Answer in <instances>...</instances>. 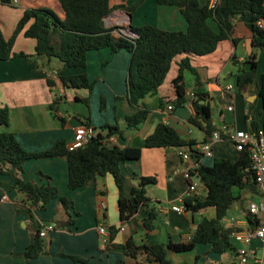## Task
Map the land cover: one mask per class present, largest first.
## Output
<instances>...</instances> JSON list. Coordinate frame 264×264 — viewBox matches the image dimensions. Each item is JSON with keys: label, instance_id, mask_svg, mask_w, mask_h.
<instances>
[{"label": "crops", "instance_id": "0c3cea01", "mask_svg": "<svg viewBox=\"0 0 264 264\" xmlns=\"http://www.w3.org/2000/svg\"><path fill=\"white\" fill-rule=\"evenodd\" d=\"M137 1L125 0L123 4L128 8ZM205 1L201 0L202 3ZM109 4L112 11L104 18L103 25L106 29H114L112 35L115 38L122 36L124 31L143 25L171 32H185L187 28L178 8L158 5L155 0H144L132 12L128 9L115 8L122 4L121 0H109ZM39 8L51 9L64 20L63 11L57 0H20L17 6L0 1V30L4 39L12 37L26 9ZM233 23L232 38L236 39L237 43L232 40L223 41L210 55L190 57L191 66L197 72L199 83L190 71L183 74L187 88L186 98L191 93L205 95L206 101L203 103L209 105L211 109L214 132L220 131L223 126L242 131L249 130L246 115L249 106L254 102L258 103L252 114L257 121L260 118L261 107L260 101H257L255 86L239 91L234 82L237 71L251 55L256 57L258 75L264 73V49L252 48L251 34L239 18L234 19ZM29 25L16 36L12 49L14 54L34 55L36 41L24 36ZM210 26L215 29L212 22ZM184 57L175 58L157 93L140 101L141 108L150 110L147 121L138 130L127 131L124 139L117 138L109 143L120 148L142 150L139 160L121 165V172L126 178L134 179V184L137 185L139 177L156 179V183L147 185L145 190L146 197L158 212L157 229L146 233L142 225L144 213L139 210L121 230L118 193L111 175L100 176L87 186L70 190L67 187L66 158L28 161L21 175L24 182L35 183L38 186H54L60 195L69 201L67 210L57 199L49 202L44 211L37 213L35 221L37 228L41 230L43 226L49 224L54 229L44 240L45 251L32 260L31 264H137L138 261H143V255H139L138 260H135L126 256L120 249L110 248L108 245L124 244L128 239L136 244L149 245L168 241L186 243L191 239L201 219L214 218L213 209L194 214L187 211L179 214L171 210H161L163 206L181 203L185 198L188 183L182 176L183 164L179 153L188 151L189 148H145L146 138L153 133L159 123L170 125L183 140L193 141L195 144L204 142L206 138L203 131L189 124L190 115L187 109L175 108L172 102L175 99L172 80L176 77L178 64ZM129 59V53L124 50L111 54L109 49H101L89 53L84 70L63 68L58 60L44 56L16 57L0 61V107L8 110V130L15 134L24 150L40 153L49 150L57 142L70 144L76 132L86 127L85 123L89 124V129L93 133L107 124H117L121 129H125L126 117L135 112L126 100L125 79ZM52 72L56 74L48 78V74ZM81 72H84L94 84L90 94L86 90H69V87H64L59 80V76ZM48 79L53 82L52 87L48 86ZM229 84L234 85L232 92L226 91ZM56 96L59 97V102L53 111L50 106ZM101 96L106 99L104 111H100ZM76 97H89L90 102L85 105L76 101ZM168 105L173 107L171 111L167 110ZM230 106L232 110H228ZM68 109H71V114ZM223 138L213 143L211 156L201 158V166L210 167L213 159L218 157L230 161L237 159L239 152L232 142L225 136ZM40 174L45 177H41ZM134 184L131 186H137ZM12 185V180L0 173V264H26L24 258L15 257L14 254H21L28 248L32 227L28 217L16 210L27 206L26 197L12 189ZM199 192L201 195L205 194L201 185ZM3 196L6 197L5 200H2ZM256 196L257 193L242 191L240 198L228 212L229 221L231 218L244 219L247 215L245 203L257 200ZM101 204L105 206L104 209L101 208ZM70 221L71 231L65 225ZM99 226H104L108 232L110 227L117 229L111 240L109 234L107 245L97 233ZM234 244V249L224 254L213 253L210 245H196L191 252H169L168 257L174 264H235L232 256L239 245ZM60 254L78 257L86 262H75Z\"/></svg>", "mask_w": 264, "mask_h": 264}, {"label": "trees", "instance_id": "16d2710c", "mask_svg": "<svg viewBox=\"0 0 264 264\" xmlns=\"http://www.w3.org/2000/svg\"><path fill=\"white\" fill-rule=\"evenodd\" d=\"M4 4H10L11 0H0ZM64 14L61 20L55 12L48 8L26 9L20 18L12 37L4 39L0 30V61L12 58L40 57L58 60L63 68L84 70L89 53L101 49H109L111 54L126 51L130 55L126 79V100L135 109V112L126 117L125 129L117 124L105 125L98 129L82 148L69 151L67 144L57 142L47 151L33 153L24 150L18 143L14 133L9 131V113L6 108L0 107V173L8 176L12 182V189L19 191L26 197L25 208H17L18 213L25 214L32 227L28 248L15 257L24 258L26 264L38 258L45 251L44 239L40 237V229L36 227L37 213L44 211L46 205L59 200L67 210L69 201L62 197L54 186H38L35 183L24 182L21 175L24 165L28 161L39 159H51L57 157L66 158L68 166L67 187L77 190L94 182L98 177L111 175L117 189L118 212L121 222H128L139 210L143 211L142 225L146 233L157 229L158 212L151 201L146 197V186L155 184L154 177H139L137 186H128L127 178L121 172V165L128 161H137L141 157L140 148H120L106 141L110 137L124 139L127 131H135L144 124L150 110L140 107L142 99L149 95H155L163 85L171 65L176 57L185 56L178 64L176 77L172 80L175 93L174 107H183L186 102L187 88L183 80L185 71H190L199 83L198 75L191 66L190 57H202L214 53L217 46L227 40L233 39L234 19L239 20L251 34V46L253 49H264V27L259 23L264 22V0H217L213 8H209L208 0H155L158 5L176 7L180 10L187 28L185 32L164 31L155 26L143 25L131 28V32L137 35L136 39L125 36L115 38L114 29H106L103 20L112 11L109 0H57ZM122 4L116 9H128L132 12L144 0H138L133 6L125 7ZM215 25V29L210 23ZM29 25L24 32L25 38L36 41L34 55L12 52L14 41L19 32ZM64 87L86 90L89 94L93 89L84 72L70 76H59ZM235 86L243 91L250 86H255L257 101H260L261 110L259 116L262 123L257 121L252 114L258 102H254L248 108L246 121L252 131L259 129L264 131V73L258 75V63L254 55L249 56L235 75ZM49 87L53 82L48 79ZM194 103L195 115L188 120L192 127L200 129L206 135L204 140L212 135L215 127L212 124L211 109L204 104L205 95L196 93ZM78 102L89 104V97L75 98ZM59 97L53 100L50 109L55 111ZM105 97L100 98V111L105 110ZM86 128L89 124L85 123ZM193 141L183 140L170 125L159 123L153 133L145 140L147 149H165L191 147ZM251 161L246 150L238 153L235 161L225 158H214L210 167L200 166L197 170L201 178V187L205 194L184 198V209L191 214L213 209V219L203 218L196 225L191 239L186 243H147L136 244L128 239L124 244L110 243L108 247L120 249L126 256L138 260L143 255L142 262L137 264H174L168 257L169 252L188 253L194 250L196 245H210L211 251L224 254L234 249L230 235L234 230L225 226L223 220L227 217L233 204L240 198L242 191L252 194L257 189L251 175ZM41 175V174H40ZM41 177H45L42 176ZM237 190V192H236ZM131 211V212H130ZM250 228H255L257 222L245 215ZM71 221L65 225L69 230ZM71 231V230H69ZM117 229L109 228L110 240ZM107 245V244H106ZM68 257L72 261L85 263L74 256Z\"/></svg>", "mask_w": 264, "mask_h": 264}, {"label": "built area", "instance_id": "2783aa9c", "mask_svg": "<svg viewBox=\"0 0 264 264\" xmlns=\"http://www.w3.org/2000/svg\"><path fill=\"white\" fill-rule=\"evenodd\" d=\"M217 0H209V8H213L216 5ZM20 0H11L12 6L19 5ZM261 27H264V22L259 23ZM129 34L122 32V36L136 39L137 35L130 30ZM56 73L52 72L48 74V78L54 76ZM234 85L229 84L226 86L227 92H232ZM197 97L195 93L189 94L186 98L185 107L191 116L195 115L194 103ZM173 107L167 106V110L171 111ZM228 110H232V107H228ZM93 131L89 128H81L74 136L73 142L67 145L69 151L82 148L88 144L93 136ZM223 136L227 140L233 143L235 149L238 152L246 150L251 161V175L254 180L257 189V200L248 201L245 203L246 214L257 222L255 228H250V225L246 218L241 220L230 219V226L234 230L232 231L230 238L232 244L237 243L239 247L235 250L232 260L235 264H264V131L259 129L257 132L251 129L247 131L237 130L233 127L223 126L220 131H215L208 138L207 141L194 144L188 151H182L179 153V157L182 161L183 168L181 170L183 178L188 183L185 198H192L201 196L199 192V186L192 181L193 176L198 175L197 170L201 166V158L205 156H211L213 143L223 140ZM117 137H110L106 142L111 143L115 141ZM6 197L3 196L2 200ZM101 208L105 206L101 204ZM161 210H171L179 214L185 211L183 203L168 204L161 208ZM126 222H121V230H123ZM53 226L45 225L40 230V237L44 240L48 238L50 232L53 231ZM97 233L104 239V244L108 243L109 232L104 226L97 228ZM255 242L257 245H255Z\"/></svg>", "mask_w": 264, "mask_h": 264}, {"label": "rangeland", "instance_id": "374dc122", "mask_svg": "<svg viewBox=\"0 0 264 264\" xmlns=\"http://www.w3.org/2000/svg\"><path fill=\"white\" fill-rule=\"evenodd\" d=\"M66 88H68V87H66ZM69 90L70 89H73V88H71V87H69L68 88ZM74 90H76V91H81V89H74ZM89 102H90V100H89ZM68 111H69V113L71 114L72 113V111H71V109H68ZM259 122L260 123H262V118H259ZM247 131V130H246ZM127 184H128V186L130 185H132V184H134V179L132 180V179H130V178H127ZM134 185H137V184H134ZM206 210H210V209H206ZM214 212V211H213ZM215 217V216H214ZM158 220V219H157ZM223 224L225 225V226H230V221H229V216H227V218H225V220L223 221ZM235 245V244H234ZM238 247V246H237Z\"/></svg>", "mask_w": 264, "mask_h": 264}, {"label": "water", "instance_id": "95a60500", "mask_svg": "<svg viewBox=\"0 0 264 264\" xmlns=\"http://www.w3.org/2000/svg\"><path fill=\"white\" fill-rule=\"evenodd\" d=\"M192 181L195 182L198 186L201 185V178H200L199 175H195V176H193ZM130 212H131V211H130Z\"/></svg>", "mask_w": 264, "mask_h": 264}, {"label": "bare ground", "instance_id": "6f19581e", "mask_svg": "<svg viewBox=\"0 0 264 264\" xmlns=\"http://www.w3.org/2000/svg\"><path fill=\"white\" fill-rule=\"evenodd\" d=\"M126 34H129V31H124Z\"/></svg>", "mask_w": 264, "mask_h": 264}]
</instances>
